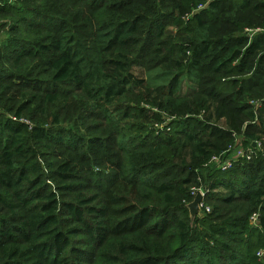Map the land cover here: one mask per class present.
<instances>
[{"label": "trees", "instance_id": "16d2710c", "mask_svg": "<svg viewBox=\"0 0 264 264\" xmlns=\"http://www.w3.org/2000/svg\"><path fill=\"white\" fill-rule=\"evenodd\" d=\"M257 140L264 0H0V264H264Z\"/></svg>", "mask_w": 264, "mask_h": 264}, {"label": "built area", "instance_id": "2783aa9c", "mask_svg": "<svg viewBox=\"0 0 264 264\" xmlns=\"http://www.w3.org/2000/svg\"><path fill=\"white\" fill-rule=\"evenodd\" d=\"M256 31L258 30H248V33H255ZM234 142L231 143L228 148L223 152V154L219 155V156H214L211 161L209 163H213L215 164L216 166H219L220 168H223V169H228V168H231L235 162V160H239V158H242V157H247V158H251L254 154V150L252 149V147H249V152L247 153V151L244 153L243 151H239L237 155V158H229L228 157V154L229 153H232L234 150H235V147L238 145L239 143V136L238 134L234 133ZM253 146L255 148H258L260 150L263 151L264 153V145H263V140H257V141H254L253 142ZM207 165V164H206ZM201 191L202 194H203V201L201 202V209L203 211L206 210L207 212H210L211 210V207L208 206L206 204V195L207 193L209 192V190L205 189L204 187H193L192 189V192H193V195L196 196L197 192ZM258 220V215L257 214H254L253 217H252V222H257ZM259 256H261V258L264 256V250L260 251L259 252Z\"/></svg>", "mask_w": 264, "mask_h": 264}, {"label": "rangeland", "instance_id": "374dc122", "mask_svg": "<svg viewBox=\"0 0 264 264\" xmlns=\"http://www.w3.org/2000/svg\"><path fill=\"white\" fill-rule=\"evenodd\" d=\"M253 35V34H252ZM184 81H183V84H182V88H181V92L183 94H187L189 93L190 91H192V89L194 88L195 86V81H191L188 77L184 76ZM26 94V93H25ZM21 100L18 99L16 102H19ZM251 102L253 104H257V100H251ZM93 112H96V114H99L98 116H96L95 118H89L88 120H86L85 122H87V126H91V128H94L92 129L91 131H89L88 133L89 134H101L102 132H107L109 130V128L111 126H109L108 122L100 115V113H98L97 110L93 111ZM63 114H66V110L63 111ZM25 120V119H24ZM27 121V123H30V121L28 120H25ZM83 133H85V125H82V131ZM239 136V143L238 145L235 147V150L232 152V153H229L228 154V157L229 158H237V155L239 151H243L244 153L247 151V153L249 152V146L247 147L246 145H244V141H245V138L243 135H240L238 134ZM128 143L125 142V145L126 146ZM250 159V158H249ZM237 160H235L236 162ZM218 168H220L219 166H217ZM110 170V169H109ZM109 170H106L105 172H109ZM203 187L207 190H209L206 186L203 185ZM208 194V193H207ZM206 198H207V195H206ZM207 204V203H206ZM208 205V204H207ZM209 206V205H208ZM200 215V214H199ZM255 223V222H253ZM262 259L264 260V256L262 257Z\"/></svg>", "mask_w": 264, "mask_h": 264}, {"label": "water", "instance_id": "95a60500", "mask_svg": "<svg viewBox=\"0 0 264 264\" xmlns=\"http://www.w3.org/2000/svg\"><path fill=\"white\" fill-rule=\"evenodd\" d=\"M203 199H204L203 194L201 191H199L194 197V200L191 203H189L188 208L192 220H194L199 214H202L201 202L203 201Z\"/></svg>", "mask_w": 264, "mask_h": 264}]
</instances>
